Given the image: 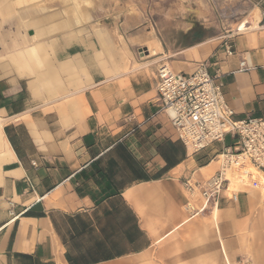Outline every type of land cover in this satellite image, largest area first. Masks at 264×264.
Here are the masks:
<instances>
[{
    "label": "crops",
    "instance_id": "obj_1",
    "mask_svg": "<svg viewBox=\"0 0 264 264\" xmlns=\"http://www.w3.org/2000/svg\"><path fill=\"white\" fill-rule=\"evenodd\" d=\"M255 2L244 29L220 30L200 2L155 31L0 0V264H264L258 189L200 210L182 186L212 175L237 138L193 153L156 90L162 63L191 74L205 61L234 118H264Z\"/></svg>",
    "mask_w": 264,
    "mask_h": 264
},
{
    "label": "built area",
    "instance_id": "obj_2",
    "mask_svg": "<svg viewBox=\"0 0 264 264\" xmlns=\"http://www.w3.org/2000/svg\"><path fill=\"white\" fill-rule=\"evenodd\" d=\"M239 30V27H236ZM227 54L233 53L225 40ZM244 60L240 71L247 69ZM156 90L162 101L161 110L167 114L178 138L195 153L209 147L225 136L236 137L234 147L223 149L217 156L219 168L206 178L191 176L182 180L185 191L199 197L201 209L215 208L221 197L237 200L242 188L264 187V118H234L220 84L208 72V63L199 62L193 73L173 72L162 63L156 72ZM252 167L256 179L245 175ZM9 214L13 215L12 204Z\"/></svg>",
    "mask_w": 264,
    "mask_h": 264
},
{
    "label": "rangeland",
    "instance_id": "obj_3",
    "mask_svg": "<svg viewBox=\"0 0 264 264\" xmlns=\"http://www.w3.org/2000/svg\"><path fill=\"white\" fill-rule=\"evenodd\" d=\"M39 2L46 12L71 8L81 12L88 9L94 20L105 24L107 28L152 27L157 31L163 26L164 19L175 15L191 17L198 11V3H213L214 19L219 22L220 30L236 29L244 18H248L255 0H23ZM184 10H179L180 6ZM76 12V11H75ZM180 12V13H179ZM179 16V15H178ZM264 180V179H262ZM264 195V187L256 190Z\"/></svg>",
    "mask_w": 264,
    "mask_h": 264
},
{
    "label": "bare ground",
    "instance_id": "obj_4",
    "mask_svg": "<svg viewBox=\"0 0 264 264\" xmlns=\"http://www.w3.org/2000/svg\"><path fill=\"white\" fill-rule=\"evenodd\" d=\"M246 23H247V19H244L242 22H241V24L238 26L239 27V29H241V28H243L245 25H246ZM245 28V27H244ZM243 28V29H244ZM250 167V166H249Z\"/></svg>",
    "mask_w": 264,
    "mask_h": 264
}]
</instances>
